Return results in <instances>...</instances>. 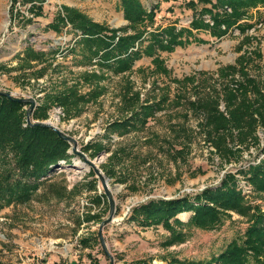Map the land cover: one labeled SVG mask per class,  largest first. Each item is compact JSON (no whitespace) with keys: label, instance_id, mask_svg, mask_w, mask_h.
Returning a JSON list of instances; mask_svg holds the SVG:
<instances>
[{"label":"rangeland","instance_id":"rangeland-1","mask_svg":"<svg viewBox=\"0 0 264 264\" xmlns=\"http://www.w3.org/2000/svg\"><path fill=\"white\" fill-rule=\"evenodd\" d=\"M12 1L0 0V91L15 99L33 100L34 109L41 106L45 87L48 90L60 87L61 80H71L73 74L98 70L95 60L90 64L81 56L77 43L80 33L69 26L58 33L47 28L60 6L74 8L111 29L127 25L119 0H42V14L32 18L30 4ZM139 1L146 10L157 5L155 26L187 27L192 18V11L186 7L189 0ZM258 11L263 12L264 8L251 10L250 15L255 17ZM194 33L205 43L192 41L170 53H160L168 70L166 75L155 74L152 58L142 56L134 61L128 74H111L102 79L100 85L105 92L77 112L67 115L61 107L53 105L44 120L30 115L31 122H49L72 141L68 142L71 162H61L46 177L64 181L68 191L78 184L82 189L70 198L48 200L40 195L44 189L40 188L27 203L12 202L1 207L0 264H170L173 258L208 261L231 241H241L247 227L245 219L230 212L216 229L194 228L184 242L165 247L168 236L165 230L160 226L142 229L129 216L133 208L149 200L194 196L205 188L219 186L228 173L234 175L244 202L264 214V194L255 192L246 175L237 172L264 158V125L257 121L256 141L248 138L244 144L239 143L237 131L232 130L226 138L227 147L235 153L222 156L203 132L205 111L189 103L215 104L224 113L225 90L235 92L242 73L235 71L223 76L219 70L229 65L238 68L239 57H250L254 50L261 57L252 60L251 56L244 71L259 82L264 92V18L243 35L236 29L221 38L204 31ZM28 45L36 51L56 50L50 61L52 67L59 68L52 77L51 69L38 79L31 75V70L45 66L42 63L32 62V69L16 70L19 59L15 55ZM129 86L139 94L138 103L165 101L144 126L136 123V128L121 132L112 129L111 124L131 115L130 110L123 109V89ZM79 90L87 92L88 85H80ZM248 95L254 98L251 93ZM23 109L26 120L29 105ZM97 142L104 145L98 153L85 149ZM117 149L131 155L129 158L121 155L119 161L113 159L111 156ZM88 162L107 179L114 202L113 220L101 229L107 254L99 241V228L108 209L102 186ZM2 167L0 162V174ZM106 168L114 169L117 175L109 178ZM93 179L97 180L94 188L88 189ZM96 196L99 203L93 200ZM183 214L180 219L186 221L190 213ZM87 215L97 218L87 221L84 219Z\"/></svg>","mask_w":264,"mask_h":264},{"label":"trees","instance_id":"trees-1","mask_svg":"<svg viewBox=\"0 0 264 264\" xmlns=\"http://www.w3.org/2000/svg\"><path fill=\"white\" fill-rule=\"evenodd\" d=\"M17 1L13 0L12 4ZM21 1L30 4L31 18L42 14V0ZM119 7L127 25L120 29H111L91 21L74 8L60 6L47 28L58 33L69 26L73 32L80 33L81 37L77 43L82 50L81 56L90 64L95 60L98 70L73 74L71 80L62 79L60 87L53 86L49 90L45 87L42 104L33 110V117L38 120L46 119L47 110L53 105L61 107L67 115H71L87 103L95 102L105 92V87L100 85L102 79L111 74H128L134 61L142 56L152 58L151 64L155 74L166 75L168 70L160 53H170L176 47H184L192 41L205 43L204 40L197 38L194 32L204 31L211 37L221 38L236 29L243 35L264 18V11L257 12L255 17L258 18L250 15L251 10L264 8V0H189L186 7L192 11V18L187 27L180 28L175 24L155 26L157 5L146 10L139 0H119ZM253 18L255 19L252 22ZM55 53L56 50L36 51L28 45L15 55L16 59H19L16 70L32 69V62L42 63L45 66L31 70V75L38 79L51 69L52 77L53 72L59 68L51 65L50 59ZM248 56L239 57L238 68L229 65L219 70L223 76L231 75L235 71L242 73L237 90L235 92L229 88L225 90L224 113L215 104L189 102L193 108L205 111L203 132L205 131L207 139L222 156H232L235 153L227 147L226 138L232 134V130L237 131V140L244 144L248 138L256 141L254 132L257 121L264 125V92L261 91L259 82L244 71L247 63L251 61V56L252 60H255L261 55L258 50H254L251 56ZM57 75L60 77L59 72ZM186 80L189 81V78ZM82 84L88 85L87 92L79 90ZM249 93L253 99H250ZM123 95V109L130 110L131 115L111 124L112 129L121 132L136 128V123L144 126L147 119L154 116L155 110H160L162 102L165 101L162 99L155 103L147 101L144 104L138 103L139 94L132 92L130 86L123 89ZM25 105L26 103H20L17 99L10 100L0 95V162L3 166L0 174V208L12 202L27 203L40 188H44L40 195L48 200L50 197L70 198L82 189L78 184L68 191L64 181H52L55 176L46 177L48 172L61 162L65 164L71 162L72 154L68 153L71 147L50 127L26 123L23 109ZM85 149L98 153L104 149V145L98 142L90 143ZM9 155L12 157L9 158ZM121 155L129 158L131 154L117 149L111 157L119 161ZM106 169L108 170L105 174L109 178L117 175L114 169ZM237 172L247 176L245 178L255 192L264 194V158L257 164L240 168ZM96 181L91 180L88 189L94 188ZM103 199L108 209L104 196ZM93 200L99 203L100 198L96 196ZM230 212L242 217L247 223L241 241H231L223 251L208 261L173 258L169 263L264 264V214L258 208H252L244 202L232 174H226L219 186L205 188L194 196L149 200L133 208L129 219L142 229L160 226L168 233L163 244L168 247L184 242L194 228L216 229ZM183 213H190L186 221L178 217ZM95 217L97 218V215H87L84 219L89 221Z\"/></svg>","mask_w":264,"mask_h":264},{"label":"water","instance_id":"water-1","mask_svg":"<svg viewBox=\"0 0 264 264\" xmlns=\"http://www.w3.org/2000/svg\"><path fill=\"white\" fill-rule=\"evenodd\" d=\"M0 95H3L5 97H7L10 100L15 99L10 93L8 92H2L0 91ZM18 102L20 103H26L29 105V109L26 112V123L32 124V125H38V126H48L50 127L53 131L57 132L58 136L62 139H64L67 142H72L71 138L63 135L61 132H59L57 129H55V127H53L49 122H31L30 121V115L32 114V111L34 110L35 107V103L33 100L31 99H17ZM90 168L92 169V171L94 172V174L96 175L98 181L100 182L102 189H103V193L107 199V203H108V214H107V218L105 220H103L100 224V228H99V241L100 244L102 246L103 251L107 254V250H106V246H105V242L103 239V236L101 234V229L103 226L109 224L112 220H113V215H114V202L112 199V195L109 191L108 188V184H107V179L102 175V173L96 168V166L92 163V162H88Z\"/></svg>","mask_w":264,"mask_h":264},{"label":"bare ground","instance_id":"bare-ground-1","mask_svg":"<svg viewBox=\"0 0 264 264\" xmlns=\"http://www.w3.org/2000/svg\"><path fill=\"white\" fill-rule=\"evenodd\" d=\"M3 27H5V24H3ZM184 215H185V214H180L179 216H180V217H183ZM180 217H179V218H180Z\"/></svg>","mask_w":264,"mask_h":264},{"label":"crops","instance_id":"crops-1","mask_svg":"<svg viewBox=\"0 0 264 264\" xmlns=\"http://www.w3.org/2000/svg\"><path fill=\"white\" fill-rule=\"evenodd\" d=\"M180 217V216H179Z\"/></svg>","mask_w":264,"mask_h":264}]
</instances>
